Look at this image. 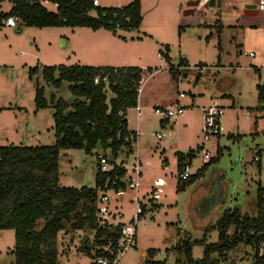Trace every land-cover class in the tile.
Here are the masks:
<instances>
[{
  "label": "rangeland",
  "instance_id": "obj_1",
  "mask_svg": "<svg viewBox=\"0 0 264 264\" xmlns=\"http://www.w3.org/2000/svg\"><path fill=\"white\" fill-rule=\"evenodd\" d=\"M96 1L98 7L120 9L133 0ZM194 1H199L196 12L185 16L190 1L140 0V26L114 32L79 27L38 29L13 18L0 25V147L54 145L55 103H70L73 98L66 83L55 89L44 82V67L157 70L141 88L140 106L144 110L137 140L114 160L108 156L115 165L123 163L126 171L140 162L138 197L146 206L137 221L135 245L122 256L120 264H146L150 251L156 253L155 264H187L177 249L184 242L216 243L215 225L225 212L237 209L242 215H257V191L259 187L264 189V99L260 94L264 89V10L255 18H244L245 8L259 0H216L212 6L209 0ZM42 6L55 11V5L49 2ZM10 8V0L0 3L1 14ZM165 46L169 48V64L157 57ZM180 61L183 64L178 67ZM169 66L177 72L174 79ZM33 69L37 71L30 75ZM150 73V69L144 70L141 77ZM38 88L47 102L45 109L35 106ZM180 94L182 115L160 125L161 117L152 105L171 106ZM112 97L107 90V102ZM213 102L223 109L222 131L204 145L213 160L207 165L199 150L203 143L201 109ZM136 114L131 110L132 127ZM156 135L163 138L157 140ZM98 153L61 151L60 186L93 188ZM190 155L189 176L205 169L192 183H182L177 175V158L186 160ZM155 178L163 181L158 201H152L150 193ZM181 184L185 187L178 190ZM106 194L109 206L123 214H114L117 222L128 223L136 207L131 201L134 193L126 192L121 197L113 191ZM93 240L89 231L59 232L57 264H91L84 243L90 247ZM14 246L13 231L0 230V264H14ZM203 250L204 246L192 247V262L203 257ZM226 258L225 264H251L253 252L240 245Z\"/></svg>",
  "mask_w": 264,
  "mask_h": 264
},
{
  "label": "trees",
  "instance_id": "obj_2",
  "mask_svg": "<svg viewBox=\"0 0 264 264\" xmlns=\"http://www.w3.org/2000/svg\"><path fill=\"white\" fill-rule=\"evenodd\" d=\"M5 1L0 0V3ZM45 1L55 5V11L43 7ZM10 3L9 12L0 13V25L13 18L26 27L38 29L79 27L114 32L115 29H137L141 23L140 0H133L120 9L95 7L92 0H10ZM168 54L167 46L158 53L169 64ZM182 64L180 61L178 67ZM36 71L33 69L30 75ZM143 71L137 67L42 69L44 82L55 89L66 83L73 100L55 103L53 146L0 147V230L14 233V264H57V235L67 230L93 233L91 246L84 243V251L91 258L108 255L99 249L108 244L115 253L122 226L99 227L95 204L99 191L125 189L123 163L115 165L114 161H109L112 170L107 173L100 172L98 163L93 188H66L59 184V153L65 150H82L86 154L98 151L97 156H112L114 160L125 149H130L136 135L127 129L126 114L129 109L137 107ZM169 73L174 79L177 72L169 66ZM107 90L113 96L108 102ZM53 100L52 97L51 102ZM35 106L37 109L47 107L39 88L36 89ZM191 159L192 155L186 160L177 158V175L190 165ZM204 169L205 166L187 182L192 183ZM184 187L185 184H181L177 189L183 190ZM263 197L264 189L259 187L255 217L242 215L237 209L227 211L215 225L216 243L206 244L204 240L184 242L177 249L178 254L185 256L187 264H225L227 253L241 245L253 252L251 264H264V256L258 255L264 240ZM144 213L142 208L141 215ZM196 245L204 246L203 257L192 262L191 250ZM155 255V251H150L144 263L155 264Z\"/></svg>",
  "mask_w": 264,
  "mask_h": 264
},
{
  "label": "built area",
  "instance_id": "obj_3",
  "mask_svg": "<svg viewBox=\"0 0 264 264\" xmlns=\"http://www.w3.org/2000/svg\"><path fill=\"white\" fill-rule=\"evenodd\" d=\"M224 2H231V0H220ZM46 2V1H45ZM92 5L98 7L99 3L96 0H92ZM258 8L261 10L263 8V4L260 3ZM201 72L202 69H198ZM138 90V94H139ZM261 98L264 99V89H261ZM183 98V95L180 94L177 96L176 101L172 103L171 106L167 107H159L154 110V113L161 117V120L167 121L169 124V120L172 118H176L179 115H182L184 108L178 104L179 100ZM202 111V125H201V133H202V146L199 150L202 151V158L204 162H209L211 159L208 155V150L205 149L204 145L206 142H209L212 138L220 135L222 131V126L220 123V117L223 114V109L221 106L215 104V102L211 103L207 107H203ZM163 136L156 135L157 140H161ZM97 160L99 163V170L101 173H107L112 170V166L109 164V157H105L102 155L97 156ZM190 166V165H189ZM189 166H186L184 170L178 175V179L181 182L187 181L189 179L188 169ZM125 169V168H124ZM126 170V169H125ZM140 162H134L130 171H126V175L123 179L125 183V189L123 191L114 192L117 196H123L126 192H133L134 197L131 201L136 202V207L134 214L129 219L128 223H119L118 219H115L114 214H122L120 211H114L115 208H111L109 206V197L106 194L107 191H99L98 199L95 204V219L99 227L113 225L116 226L121 224L120 236L116 243V251L115 253L110 248V244L107 246H103L99 249L108 253V255L93 257L91 264H120V259L122 256L130 249H132L135 245L136 238V226L137 221L142 216L141 210L142 208L146 211V206L139 202L138 193L140 191ZM162 185L163 181L160 178H155L152 182L150 193L152 194L151 200L158 201L160 196L162 195ZM110 191V190H108ZM138 205V206H137ZM118 212V213H117ZM123 215V214H122ZM120 220V218H119ZM259 257L264 256V240L263 243L259 247L258 251ZM175 264V263H171Z\"/></svg>",
  "mask_w": 264,
  "mask_h": 264
},
{
  "label": "crops",
  "instance_id": "obj_4",
  "mask_svg": "<svg viewBox=\"0 0 264 264\" xmlns=\"http://www.w3.org/2000/svg\"><path fill=\"white\" fill-rule=\"evenodd\" d=\"M187 1H190L189 3H194V2H197V1H194V0H187ZM188 3V4H189ZM260 3H262L263 4V8L261 9V10H264V3L262 2V0H259L257 3H250V5H248L246 8H245V10H247L248 9V11L247 12H245V10L243 11V16H244V18H255V17H257L260 13H261V11H260V9L258 8V5L260 4ZM188 4H187V6H188ZM220 5V4H219ZM140 9H141V6H140ZM192 10H189V7H188V10L187 11H185V12H187V14L185 15V12L183 13V15H185V16H188V15H193L195 12H196V10H197V8L196 7H194V8H191ZM191 12V13H190ZM141 22H142V19H141ZM158 57V59L162 62V60L165 62V60L162 58V57H160L159 55L157 56ZM166 63V62H165ZM113 68H122V67H120V66H113ZM141 69V68H140ZM147 69H150L151 70V73L150 74H148L146 77L145 76H143V78H142V80H141V83H140V88H139V90L141 91H139V94H138V97H137V107L136 108H134V110H136L137 111V114L135 115V117H134V119H135V123H133V125H134V127H132L131 125H132V121H131V116H130V112H131V110H133V109H129L128 111H127V114H126V119H127V129L130 131V132H132V133H134L135 135H136V140H137V138H138V136H139V134H140V132H139V121H140V118L142 117V115H141V112H142V106H140V96H141V93H142V90H141V88H142V85L144 84V82H145V80H146V78H152L153 76H154V74H156L157 72V70H155V71H153L152 70V68H146V69H142V70H147ZM203 69V68H202ZM202 71V70H201ZM201 73V72H200ZM174 101H176V100H174ZM178 104H179V102H178ZM192 106H195V102H194V100L192 101ZM163 106H165V105H156V104H154V105H152V107L154 108V109H156V108H159V107H163ZM144 110V109H143ZM159 124L160 125H164V124H167V122H160V120H159ZM173 125L174 124H171L170 125V128L172 129V127H173Z\"/></svg>",
  "mask_w": 264,
  "mask_h": 264
},
{
  "label": "water",
  "instance_id": "obj_5",
  "mask_svg": "<svg viewBox=\"0 0 264 264\" xmlns=\"http://www.w3.org/2000/svg\"><path fill=\"white\" fill-rule=\"evenodd\" d=\"M215 1L216 0H209V5L210 6H212V5H214L215 4ZM218 3H217V5L219 6V1H217ZM199 5V1H197V2H194V3H189L188 4V7H189V10H192L191 8H194V7H197ZM248 11V9L247 10H245V12H247ZM191 13V12H190ZM187 14V12H185V15Z\"/></svg>",
  "mask_w": 264,
  "mask_h": 264
}]
</instances>
